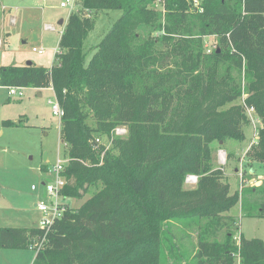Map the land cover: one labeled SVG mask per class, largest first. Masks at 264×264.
<instances>
[{
    "label": "trees",
    "instance_id": "obj_1",
    "mask_svg": "<svg viewBox=\"0 0 264 264\" xmlns=\"http://www.w3.org/2000/svg\"><path fill=\"white\" fill-rule=\"evenodd\" d=\"M80 3L50 68L0 67L3 86L54 89L68 145L63 198L95 190L76 208L65 204L34 264H264V240L237 239L230 214L241 203L246 216L264 218V180L232 192L212 146L246 139L247 107L264 123V0H162L159 9L156 0ZM83 10L123 12L88 64L84 41L95 22ZM212 35L218 46L208 53ZM119 126L126 136L113 135ZM103 136L111 147H94ZM252 157L264 167V126ZM190 175L197 182L187 188ZM247 192L259 194L255 206ZM172 221L198 224L191 259ZM44 235L39 226H2L0 248L28 249Z\"/></svg>",
    "mask_w": 264,
    "mask_h": 264
},
{
    "label": "rangeland",
    "instance_id": "obj_2",
    "mask_svg": "<svg viewBox=\"0 0 264 264\" xmlns=\"http://www.w3.org/2000/svg\"><path fill=\"white\" fill-rule=\"evenodd\" d=\"M62 1L64 0H0V67L24 66L28 61L45 68L54 64L65 25L61 21L65 22L71 13L79 12L81 8L78 6L75 12H70L69 8L61 7ZM122 13L121 10L82 11V14H89L95 22L94 28L84 41L86 64ZM163 23L165 24L164 18ZM217 46V35L204 38L206 52L215 50ZM34 47L45 48V52H35ZM41 93L40 96L38 90L25 87L22 95H12L10 88L0 83V227L40 225L45 214L35 203L50 200L42 181L54 180L52 169L58 158H68V145L61 138L62 119L54 115L52 104L49 102V99L55 100L54 91L48 88ZM246 96L247 94H244L238 102L245 105ZM248 108L252 123L245 128V140L228 139L225 143H212L217 150L216 165L223 167L232 192H245L247 188L260 186L264 180L263 165L252 157V152L259 143V128H262L264 123L256 108L252 112H249ZM6 119L21 124L14 127L3 126L2 122ZM118 131L119 133L113 131V135L123 137L127 134L124 128ZM100 140L111 147V140L107 136L101 137ZM95 143L96 140L94 145ZM196 182L197 177L190 175L185 186L194 187ZM33 185L37 189H33ZM94 191L83 198H67L65 201L76 208ZM243 198L250 200L254 206L260 201L258 193L247 192ZM230 214L236 218L233 226L236 238L242 233L248 239L264 240V218L246 216L241 203L233 207ZM168 228L175 235L181 250L191 259L197 250L198 224L172 221ZM10 251L0 248V264H14L8 255ZM23 252H28L34 260V250L27 249ZM170 262L165 257L162 259V264ZM31 264H34V261Z\"/></svg>",
    "mask_w": 264,
    "mask_h": 264
},
{
    "label": "built area",
    "instance_id": "obj_3",
    "mask_svg": "<svg viewBox=\"0 0 264 264\" xmlns=\"http://www.w3.org/2000/svg\"><path fill=\"white\" fill-rule=\"evenodd\" d=\"M80 2H81V0H64L61 2V7L69 8L70 12H73L78 6H81ZM201 2H202V0H194V4L196 6H198L199 3H201ZM156 5L158 7L160 6L162 8V0H156ZM33 51L38 52V53H44L45 48L38 49V48L34 47ZM59 51H60V49L58 47V50H56L54 62L58 61V58L56 57V55ZM210 52H212V51L208 50V53H210ZM9 88H10V93L12 95H16V94L22 95L24 93L25 87L11 86ZM50 88L53 89L52 87H50ZM53 91H54V89H53ZM54 94H55V92H54ZM49 102L52 104V110H53L54 115H56L62 119V117L64 116V110H63L61 104L59 103L56 95H55V100L53 101L52 99H49ZM253 110H254V106H250L248 108L249 112H252ZM251 120H252V118H251ZM122 127L124 128L125 132H127V128L125 126H121V127H117L115 129L117 131V133H119V131H118L119 129H123ZM110 140L112 143V139H110ZM100 142H101L100 137H97L94 147L99 146ZM101 144H104L106 146V148L109 147V146H107L106 143L101 142ZM67 162H68V158L66 160H62L60 157L58 158L56 165L52 169L54 172V180L45 183V188H46V191L50 197V200H49V202H45L42 200V201H39L37 203L38 209L45 214V216L41 219L40 225H39L40 228L45 230V235L43 237H41L39 240H37L36 238L32 240V242L30 244V248L35 250L36 252H38L39 250H41L45 247V245L47 244V241H48V233L51 231L54 222L56 221V219L61 218L63 212L66 210V206H65L66 201L63 198L61 192H62V189L65 187L66 181H67L65 176L62 174L63 171L65 170V166H66ZM33 189H36V187L34 185H33Z\"/></svg>",
    "mask_w": 264,
    "mask_h": 264
},
{
    "label": "crops",
    "instance_id": "obj_4",
    "mask_svg": "<svg viewBox=\"0 0 264 264\" xmlns=\"http://www.w3.org/2000/svg\"><path fill=\"white\" fill-rule=\"evenodd\" d=\"M66 21H65V23H66ZM34 89L35 90H38V93L41 96L42 95L41 91H43L45 89H48V88H42V89L34 88ZM46 182H49V181L43 180L42 181V184L45 186V183ZM36 189H37V187H36ZM37 203H35V206L36 207H37ZM23 227H38V225H34V226H23ZM28 249H31V248H28ZM10 250H11L10 251V254H8V255L12 258V262L14 264H31L34 261L33 260V256H31V255L29 256L28 252H23V251H25L27 249H10ZM36 254H37V252H36ZM35 257H34V259H35Z\"/></svg>",
    "mask_w": 264,
    "mask_h": 264
},
{
    "label": "water",
    "instance_id": "obj_5",
    "mask_svg": "<svg viewBox=\"0 0 264 264\" xmlns=\"http://www.w3.org/2000/svg\"><path fill=\"white\" fill-rule=\"evenodd\" d=\"M61 23H64V21L62 20ZM26 65H27V66L33 65V62L28 61Z\"/></svg>",
    "mask_w": 264,
    "mask_h": 264
}]
</instances>
